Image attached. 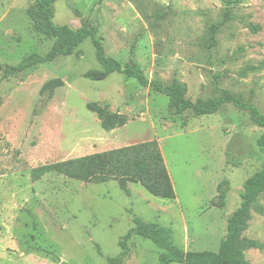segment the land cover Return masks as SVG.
I'll use <instances>...</instances> for the list:
<instances>
[{
	"label": "rangeland",
	"instance_id": "1",
	"mask_svg": "<svg viewBox=\"0 0 264 264\" xmlns=\"http://www.w3.org/2000/svg\"><path fill=\"white\" fill-rule=\"evenodd\" d=\"M36 1L0 0V264H107L121 254L135 219L168 228L185 252H219L244 184L262 170L264 129L232 105L210 116L173 115L167 96L136 79L85 78L104 71L91 39L71 56L6 77L7 68L46 56L56 42L34 30L28 9ZM53 8L57 26L97 27L107 57L134 62L150 82L180 83L192 102L227 90L264 115V0H57ZM55 79L63 87L53 98L42 95ZM89 104L129 123L107 132ZM153 140L173 201L116 181L85 184L56 174L32 181L40 166ZM225 180L231 190L221 206ZM258 206L264 209V196ZM250 217L242 237L258 245L245 252L246 262L264 264V214L255 205ZM129 249L123 264H161L149 239L134 236Z\"/></svg>",
	"mask_w": 264,
	"mask_h": 264
},
{
	"label": "trees",
	"instance_id": "2",
	"mask_svg": "<svg viewBox=\"0 0 264 264\" xmlns=\"http://www.w3.org/2000/svg\"><path fill=\"white\" fill-rule=\"evenodd\" d=\"M56 2L57 0H37L28 9V16L33 22L34 30L47 38L56 40L52 50L46 56L32 55L19 66L7 68L6 77L38 65L53 63L59 57L71 56L82 43L91 39L96 48L98 62L103 66L104 71H90L85 74V78L92 81H103L110 75L119 73L130 79H136L141 87L151 88L152 91L167 96L169 98L168 109L173 115L190 112L195 117L210 116L218 113L224 106L232 105L237 109L249 112L252 121L264 129V115L261 111L253 105L243 103L240 97L227 90L222 91L221 96L215 99L192 102L186 98L187 90L180 83L174 82L164 86L160 83L150 82L134 62L132 65H122L107 57L97 27L72 29L68 25L57 26L54 23L53 7ZM218 29V25L212 27L211 40L213 43H215ZM254 31H258V28L255 27ZM63 85L62 80H51L43 86L41 94L48 93L49 98H53L55 91ZM87 108L97 115L102 128L107 132L125 127L129 123L128 117L110 112L107 107H102L99 104H89ZM258 147L264 155V133L258 140ZM229 164L239 166L231 159H229ZM49 174L60 175L85 184L116 181L124 190H127L129 184H137L157 198L171 201L176 199L175 188L157 140L46 164L32 170V181L36 183ZM230 190L231 184L228 180L218 186V198L221 201V206L225 204ZM262 196H264V161L262 170L254 174L244 184L241 193V206L228 219L227 235L221 243L219 252H185L174 244L172 233L168 228L157 224H146L140 219H135V228L131 229L120 242L121 254L116 258L108 259L107 264H123L130 252L129 242L134 236L149 239L161 250L159 258L161 264H247L245 252L256 248L258 244L253 240L243 238L242 233L251 218L252 207L256 205V208L264 214V209L258 206Z\"/></svg>",
	"mask_w": 264,
	"mask_h": 264
}]
</instances>
